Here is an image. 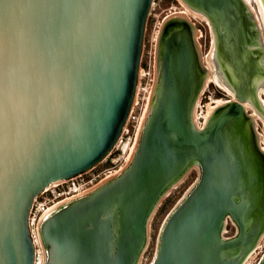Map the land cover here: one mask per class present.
Segmentation results:
<instances>
[{
    "label": "water",
    "instance_id": "1",
    "mask_svg": "<svg viewBox=\"0 0 264 264\" xmlns=\"http://www.w3.org/2000/svg\"><path fill=\"white\" fill-rule=\"evenodd\" d=\"M185 1L211 21L214 70L202 68L193 25L170 18L131 161L43 220L46 264H140L154 213L195 163L199 176L164 220L150 264H244L264 232L263 134L254 119L264 120V45L255 14L247 0ZM152 4L0 0V264H33L35 197L98 165L121 136ZM207 77L235 97L198 127Z\"/></svg>",
    "mask_w": 264,
    "mask_h": 264
},
{
    "label": "rangeland",
    "instance_id": "2",
    "mask_svg": "<svg viewBox=\"0 0 264 264\" xmlns=\"http://www.w3.org/2000/svg\"><path fill=\"white\" fill-rule=\"evenodd\" d=\"M184 9H185L184 5L180 2V0H153L151 12L149 14V19L147 22L145 44H144L141 66L151 70L152 72L151 77L154 78L155 84L157 80V69H158L157 45L161 38V31H162L161 29L163 27L164 21L166 18L170 19L172 17H178L177 14ZM190 20L194 23L193 26L195 32V40L199 51L201 64L205 69V67L209 65L208 55H210L213 52L212 48L214 47L212 30L210 25L207 23V21L201 17L192 16ZM263 45H264V34H263ZM262 97L264 98V94L262 95ZM230 99H233V96L228 91L221 88L219 85H217L214 82L207 83L206 86L203 88L196 104V109H195V114L197 115V116L195 115L196 122L201 114H206L208 112V107L210 104L215 105L220 101L225 102ZM151 100H152V95H151ZM150 104L151 102L148 104L145 118H143L144 120L142 121L144 123L147 118V112L150 108ZM248 111L250 114L255 112L253 108H249ZM256 119H257V129L260 133L263 134L262 138L260 139V142L262 146H264L263 145L264 121L258 117ZM144 123L141 124V128L139 130L140 134L143 127L142 125ZM138 137L139 135L137 136V139ZM132 143L133 140L130 142V144ZM136 146L137 143L135 144V147L132 150V152L133 151L135 152ZM133 154L131 153L129 160L131 159V156L133 157ZM198 176H199V170L193 167L188 173V175L177 186L173 187L170 193L166 197H164L160 202L150 223L149 244L141 258L140 264H150L152 262L153 258L155 257V254L157 253L158 236L164 220L166 219L170 211L173 209V207L186 195V193H188V191L196 182ZM167 197H172L173 201L170 203L169 207L164 211V213H162L159 217L156 218L160 206L163 204V202ZM68 200L69 199H67L66 201ZM236 231H237V226L235 222L232 221L231 219H228L225 227V236H232L233 234L236 233ZM263 254H264V238L260 242L259 246L257 245V248L255 249L253 255L244 264H257L258 260H260Z\"/></svg>",
    "mask_w": 264,
    "mask_h": 264
},
{
    "label": "built area",
    "instance_id": "3",
    "mask_svg": "<svg viewBox=\"0 0 264 264\" xmlns=\"http://www.w3.org/2000/svg\"><path fill=\"white\" fill-rule=\"evenodd\" d=\"M151 73L150 69L141 66L132 109L121 136L107 156L93 168L50 185L35 197L29 214V226L34 242L33 264H46L47 261V247L42 238L41 225L43 220L50 214L49 212H53L58 206L50 211L49 209L61 201L66 199L70 201L91 191L90 188L100 182L102 184L112 179L120 174L131 161L132 158L130 160L129 158L135 144L138 145L137 136L155 83ZM206 114H201L198 117V126H204ZM132 140L133 143L130 144ZM62 204H59V206Z\"/></svg>",
    "mask_w": 264,
    "mask_h": 264
},
{
    "label": "bare ground",
    "instance_id": "4",
    "mask_svg": "<svg viewBox=\"0 0 264 264\" xmlns=\"http://www.w3.org/2000/svg\"><path fill=\"white\" fill-rule=\"evenodd\" d=\"M248 1V3H249V5H250V8H251V10H252V13L253 14H255V16H254V18H255V20H256V23H257V25H258V28H259V30H260V33H261V35H262V40H263V34H264V11H263V8H262V6H261V3H260V0H247ZM180 2L184 5V10H182V11H180L178 14H177V16L178 17H185L192 25L194 24L190 19L192 18V16L193 17H195V16H198V17H201V18H203L204 20H206L207 21V23L210 25V27H211V30H212V34H213V40H214V46H215V43H216V37H215V33H214V29H213V27H212V24H211V21H210V19H209V17L206 15V14H204L203 12H200V11H198V10H195V9H192L188 4H187V2L185 1V0H180ZM169 19L168 18H166L165 19V21H164V24L168 21ZM163 24V25H164ZM163 28V27H162ZM162 30V29H161ZM193 30H194V26H193ZM161 34H162V31H161ZM198 34V33H197ZM194 35H195V32H194ZM160 40H161V38H160ZM158 53H159V46H160V41H159V43H158ZM198 49V48H197ZM212 49H214V47L212 48ZM213 53V52H212ZM212 53L210 54V55H208V66L207 67H205V69H204V67H203V65H202V68L204 69V70H208V68H209V70H214V68H215V65H214V62H213V59H212ZM142 72V71H141ZM210 82H214V83H216L217 85H219L221 88H223V89H225L226 91H228L230 94H232V96L233 97H235L234 95H233V93L227 88V87H225L223 84H221L220 82H218L216 79H214L213 77H207V80H206V82H205V84H204V86H203V88L206 86V84L207 83H210ZM155 84V83H154ZM155 88V85H153V88H152V91H151V95L153 96V89ZM203 90V89H202ZM202 92V91H201ZM262 93H264V90H261L260 91V97L262 98V99H264L263 97H262ZM201 94V93H200ZM199 99V98H198ZM198 101V100H197ZM151 102V96H150V98H149V101H148V104ZM221 103H223V101H220V102H218L217 104H215V105H212V104H210L209 105V107H208V112H207V114H206V119H205V122H206V120H207V117L209 116V114H210V112L213 110V108L215 107V106H217L218 104H221ZM148 104H147V107H148ZM197 104V103H196ZM245 106H246V108H247V110L249 109V108H253L249 103H247V102H245ZM147 107H146V110H145V114H144V117L143 118H145V115H146V111H147ZM254 109V108H253ZM255 111V110H254ZM148 112H149V110H148ZM148 112H147V116H148ZM249 112V111H248ZM255 113V112H254ZM250 114V113H249ZM196 115V114H195ZM250 115H252V114H250ZM255 115V114H254ZM197 116V115H196ZM196 116H195V119H196ZM258 117V118H261V117H259V116H257V115H255L254 116V119H255V122L257 123V119L256 118ZM147 119V118H146ZM262 119V118H261ZM144 120V119H143ZM142 120V121H143ZM263 120V119H262ZM146 121V120H145ZM264 121V120H263ZM142 123H144V122H142ZM197 123V122H196ZM145 124V123H144ZM143 124V125H144ZM197 126H198V124H196ZM198 127H201V126H198ZM258 130V129H257ZM140 132V131H139ZM139 135V137H138V139H137V142H138V140H139V138H140V133L138 134ZM263 136V135H262ZM262 138V137H261ZM260 138V139H261ZM264 145V144H263ZM263 148H264V146H263ZM134 149V148H133ZM134 153V151L132 152V154ZM134 155V154H133ZM131 158H132V156H131ZM197 168L198 170H199V173H200V168H199V165L197 164V163H195V164H193V166L191 167V169L192 168ZM62 180H64V179H62ZM59 181H61V180H55V181H53L52 183H51V185H53V184H56V183H58ZM103 182V181H102ZM101 183V182H100ZM100 183H98V184H96L95 186H93V187H91L90 188V190H92V189H94L95 187H97ZM67 200V199H66ZM66 200H64V203H66V202H68V201H66ZM61 203H63V201H61V202H59V203H57L56 205H54V206H52L50 209H49V211L50 210H52V209H54L56 206H58L59 204H61ZM52 212V211H51ZM51 212H49V213H51ZM264 238V232L260 235V238H259V240H258V243H257V245L259 246V244H260V242L262 241V239ZM159 241H160V233H159V237H158V245H157V251H158V248H159ZM257 245L252 249V251L243 259V261L244 262H247V260L253 255V253L255 252V249L257 248ZM156 255V254H155Z\"/></svg>",
    "mask_w": 264,
    "mask_h": 264
},
{
    "label": "trees",
    "instance_id": "5",
    "mask_svg": "<svg viewBox=\"0 0 264 264\" xmlns=\"http://www.w3.org/2000/svg\"><path fill=\"white\" fill-rule=\"evenodd\" d=\"M173 201L172 197H167L165 199V201L163 202V204L160 206L156 218L159 217L162 213H164V211L169 207L170 203Z\"/></svg>",
    "mask_w": 264,
    "mask_h": 264
},
{
    "label": "flooded vegetation",
    "instance_id": "6",
    "mask_svg": "<svg viewBox=\"0 0 264 264\" xmlns=\"http://www.w3.org/2000/svg\"><path fill=\"white\" fill-rule=\"evenodd\" d=\"M263 94H264V93H262V95H263ZM233 98H234V97H233ZM254 114H255V113L253 112L252 115H254Z\"/></svg>",
    "mask_w": 264,
    "mask_h": 264
}]
</instances>
